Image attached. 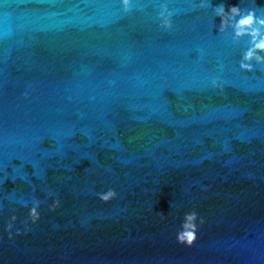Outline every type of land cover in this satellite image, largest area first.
I'll list each match as a JSON object with an SVG mask.
<instances>
[{"label": "water", "instance_id": "1", "mask_svg": "<svg viewBox=\"0 0 264 264\" xmlns=\"http://www.w3.org/2000/svg\"><path fill=\"white\" fill-rule=\"evenodd\" d=\"M250 11L264 0H0V264H264Z\"/></svg>", "mask_w": 264, "mask_h": 264}, {"label": "clouds", "instance_id": "2", "mask_svg": "<svg viewBox=\"0 0 264 264\" xmlns=\"http://www.w3.org/2000/svg\"><path fill=\"white\" fill-rule=\"evenodd\" d=\"M129 0H124L125 5H127ZM240 13V9L237 5H230L228 12L225 13L223 6L218 7L217 14L221 16V25L230 22V17L235 16ZM264 26V19L257 18L253 12H248L246 15H242L238 24L236 25L237 33L249 32L253 37L252 48L245 53V59H250L253 56L257 60L264 59L261 57L256 50L264 51V32L261 31V27ZM244 67H250V65L244 64ZM115 196L113 190H108L106 193L100 194V198L103 200H109ZM60 206V201L54 200L49 206L50 211H55ZM40 218V213L38 211V203H34L27 213V219L32 223H36ZM16 216L11 217V221H15ZM204 223V218L200 217L197 212L190 211L186 212L184 215V221L182 223L181 229L176 233V240L178 243L191 246L197 239V232L200 224ZM12 223L9 222L6 226L7 229H11ZM17 229V233H19ZM11 236V232H9Z\"/></svg>", "mask_w": 264, "mask_h": 264}]
</instances>
